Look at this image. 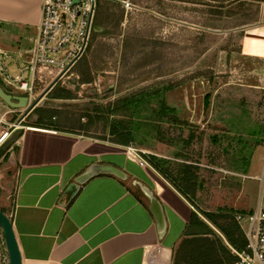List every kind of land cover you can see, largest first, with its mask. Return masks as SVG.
Listing matches in <instances>:
<instances>
[{
  "label": "rangeland",
  "instance_id": "374dc122",
  "mask_svg": "<svg viewBox=\"0 0 264 264\" xmlns=\"http://www.w3.org/2000/svg\"><path fill=\"white\" fill-rule=\"evenodd\" d=\"M98 5L96 23L109 18L110 26L93 36L78 64L91 67L93 83L83 87L73 70L44 107L68 91L74 99L59 107L71 109L85 127L92 117L88 133L103 138L114 127L128 130L131 145L170 161L173 173L181 165L196 167L199 195L211 213L232 207L238 185L252 182L243 175H262L264 168V0ZM26 63L5 59L14 77ZM57 73L51 70V77ZM24 78L30 81L29 71ZM260 197L257 186L256 202ZM251 215L241 213L245 228Z\"/></svg>",
  "mask_w": 264,
  "mask_h": 264
},
{
  "label": "crops",
  "instance_id": "0c3cea01",
  "mask_svg": "<svg viewBox=\"0 0 264 264\" xmlns=\"http://www.w3.org/2000/svg\"><path fill=\"white\" fill-rule=\"evenodd\" d=\"M42 2L0 0V53L18 64L31 59ZM109 22L106 18L96 23L95 16L92 38ZM78 64L73 76L83 87L92 84L91 67ZM47 75L39 70V78ZM4 85L0 79L7 93L25 97ZM55 87L27 115L0 99V211L13 224L22 264H174V253L188 238L192 220L198 217L208 225L202 214L211 211L199 190L196 199H189L161 172L128 161L126 146L111 135L99 138L88 133L71 109L59 107L73 100L64 99L63 91L44 107ZM93 165L117 167L127 180L99 175L73 197L69 186ZM263 173L243 175L252 182L239 184L236 201L223 211L241 215L264 207ZM150 196L163 207V228H158L150 210ZM3 239L0 230V264H9Z\"/></svg>",
  "mask_w": 264,
  "mask_h": 264
},
{
  "label": "built area",
  "instance_id": "2783aa9c",
  "mask_svg": "<svg viewBox=\"0 0 264 264\" xmlns=\"http://www.w3.org/2000/svg\"><path fill=\"white\" fill-rule=\"evenodd\" d=\"M98 2L99 0H79L77 3L74 0H43L38 37L29 53L31 59L26 61V69H21L20 74L14 77L5 66L7 56L0 53L3 56L0 59V79L5 85L23 93L29 104L44 97L49 86L55 81L58 83L63 80L86 55L94 31ZM123 5L127 12L133 10L129 1H124ZM40 69L48 71L46 78L38 77ZM56 69L58 73L53 78L51 70ZM25 71L30 72L29 82L24 78ZM124 154L128 161L154 171L149 153L129 145L125 147ZM243 220L241 215H235V221L247 241L244 251L232 249V254L238 258L236 264H264V207L260 205L248 217L247 228L244 227ZM1 244L5 246L4 239Z\"/></svg>",
  "mask_w": 264,
  "mask_h": 264
},
{
  "label": "trees",
  "instance_id": "16d2710c",
  "mask_svg": "<svg viewBox=\"0 0 264 264\" xmlns=\"http://www.w3.org/2000/svg\"><path fill=\"white\" fill-rule=\"evenodd\" d=\"M63 94L64 99H74L68 91H63ZM89 118L88 128L94 123L93 118ZM110 135L113 141L118 144L129 146L133 142V135L126 129L114 127ZM150 161L153 168L174 182L176 188L184 196L189 199L196 197L199 188L196 167L181 165L175 174L167 168L170 161L159 160L157 157H150ZM202 215L208 221V225L200 221L198 217L192 220L188 238L180 244L174 253V264H236L238 258L232 254V249L237 252L244 251L247 241L235 221V215L230 211L223 210L218 213L204 212ZM214 228L221 233L228 246L215 233Z\"/></svg>",
  "mask_w": 264,
  "mask_h": 264
},
{
  "label": "water",
  "instance_id": "95a60500",
  "mask_svg": "<svg viewBox=\"0 0 264 264\" xmlns=\"http://www.w3.org/2000/svg\"><path fill=\"white\" fill-rule=\"evenodd\" d=\"M75 3L79 0H74ZM95 30V29H94ZM57 84L55 81L52 83L47 93L53 89ZM0 99L4 101L9 107L25 110L24 115L29 114L40 102L41 99H38L32 104H29L28 98L25 96H14L7 93L2 87H0ZM99 175H111L122 181L127 180L126 174L119 168L114 166H102V165H93L91 166L84 174L78 177L74 183H72L68 188V193L74 194L78 188L85 185L92 178ZM76 194V193H75ZM73 195V197L75 196ZM150 210L156 220L158 228H163L166 225L165 214L161 203L154 196H150ZM0 230L3 234L9 264H22V256L16 239V234L13 228V224L9 217L0 211Z\"/></svg>",
  "mask_w": 264,
  "mask_h": 264
}]
</instances>
